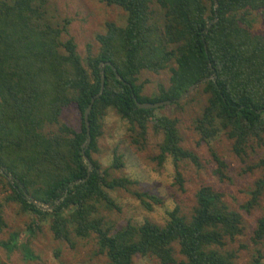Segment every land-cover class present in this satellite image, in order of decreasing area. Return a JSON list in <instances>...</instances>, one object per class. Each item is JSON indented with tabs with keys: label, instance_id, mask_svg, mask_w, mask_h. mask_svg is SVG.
<instances>
[{
	"label": "trees",
	"instance_id": "1",
	"mask_svg": "<svg viewBox=\"0 0 264 264\" xmlns=\"http://www.w3.org/2000/svg\"><path fill=\"white\" fill-rule=\"evenodd\" d=\"M103 2L122 9L123 21L106 22V31L97 35L98 52L89 45L82 57L73 38H62L66 25L61 28L48 21V0H0V168L5 170L0 178L9 189L0 201V230L7 227L3 207L8 203L32 216L27 228L13 231L4 246L22 248L33 259L29 239L48 225L53 238L62 243L74 245V238L94 236L97 253L106 255L109 264H134L139 254L161 264H237L240 249L231 245L247 227L223 191L204 184L189 215L176 206L167 212L163 225L146 220L115 229L101 212L119 209L110 191H128L151 210L164 201L140 190L137 180L113 175L126 164L118 149L108 167L95 155L101 153L105 116L115 109L140 148L145 147L150 128L162 135L156 157L160 163L171 158L178 168L190 159L203 168L198 156L183 146L179 119L163 113L170 107L182 108L175 99L197 82H201L197 90L202 88L208 97L194 126L202 140L211 141L224 132L241 157L264 148V0ZM158 11L161 23L153 18ZM102 62L111 65L104 67V92L93 103L91 142L84 147L88 137L84 115L101 90ZM167 69L169 84L160 85L156 95H144L140 74ZM166 100L173 102L154 109L137 106ZM71 105L80 114L79 128L60 121ZM84 154L92 162L91 171ZM216 158L220 164L216 172L223 176L225 162ZM255 168H264V158L250 170ZM176 180L183 187L179 170ZM263 198L264 173L255 180L242 209L251 212ZM250 239L256 246L264 244V214ZM176 246L182 259L176 257ZM244 264H264V251L257 249Z\"/></svg>",
	"mask_w": 264,
	"mask_h": 264
},
{
	"label": "rangeland",
	"instance_id": "2",
	"mask_svg": "<svg viewBox=\"0 0 264 264\" xmlns=\"http://www.w3.org/2000/svg\"><path fill=\"white\" fill-rule=\"evenodd\" d=\"M125 13L117 6H109L103 0H48V21L53 25L63 27L64 40L73 38L79 54L86 57L88 46L93 52H98L99 42L97 35L106 31V22L122 23ZM162 14L158 11L154 20L161 23ZM66 23V24H65ZM170 73L167 70L159 74L144 70L138 79L142 84L143 94L153 96L159 92L160 85L169 84ZM207 94L202 88L190 94L185 100L178 102L182 108H167L165 114H172L179 119L180 132L185 149L193 152L199 158L203 168L190 159L180 163L175 168L171 158L160 163L156 158L159 154L162 135L149 129L148 140L144 148L133 143L127 133V122L121 118L115 109H110L104 120V133L100 138L101 153L95 155L103 167H108L115 149L125 155V166L113 172L114 176H126L138 181V188L151 194L159 195L163 199L162 205L152 210L145 207L133 194L123 189L110 191L116 200L119 209L101 210L102 215L110 226L115 229L125 226L128 222L142 224L146 220L156 224H165L167 212L180 206L186 215L191 213L196 203L195 194L204 184H209L225 194V201L232 209L240 211L243 215L246 232L235 244L240 249L237 264L247 263L257 253V249L264 251V244L256 246L250 239L257 220L264 214V198L259 206L251 212L242 209L249 199V191L255 180L264 173V168H254L264 158V148L250 152L248 156H238L233 150L234 140L226 133H221L211 141L202 140L195 129L196 119L201 115L207 103ZM62 123L80 127V114L75 105L66 108L60 118ZM57 125L51 126L55 129ZM225 162L223 176L217 174L220 164L217 158ZM179 170L183 177V187L176 180ZM0 178V201L9 193V189ZM7 227L0 230V259L4 264H109L106 255L97 253V244L94 236L87 239L74 238V245L56 241L48 225L43 232L29 239L28 247L34 253L33 259L25 256V250L16 248L9 250L3 241L10 238L13 231H23L31 223L32 216L20 212L14 203L3 207ZM59 254V256L57 255ZM176 257L182 259L179 247L176 246ZM134 264H161L154 257L136 255Z\"/></svg>",
	"mask_w": 264,
	"mask_h": 264
},
{
	"label": "water",
	"instance_id": "3",
	"mask_svg": "<svg viewBox=\"0 0 264 264\" xmlns=\"http://www.w3.org/2000/svg\"><path fill=\"white\" fill-rule=\"evenodd\" d=\"M213 23V22H212ZM212 23H209L208 26L210 27ZM106 65H111L110 62H102L100 64V67L102 68L101 70V73H102V85H101V90L98 94H96L92 100H91V103L89 104V106L87 107L86 109V112H85V115H84V118H85V122H86V125H87V128H88V137L85 141V143L83 144L84 147H86L90 142H91V136H90V121H89V114L92 110V107H93V103L95 102V100L100 97L103 92H104V87H105V70H104V67ZM115 69V67H114ZM117 75V78L120 79V80H123V78L119 75V73L116 74ZM212 79H214L215 77L212 76L210 77ZM209 77L203 79L204 81H207L208 79H210ZM201 84V82H197L196 84H194L189 91H187L185 94H183L181 97L175 99V102H181L183 100H185L190 94H192L196 88ZM172 100H166V101H160V102H156V103H149V102H137V106L139 108H144V109H154V108H160L162 106H165V105H170L172 104ZM83 152L85 153V151L83 150ZM84 157H85V160L87 161L88 165H89V171H91L92 169V162L91 160L89 159V157L84 154ZM0 171L1 172H4L5 170L3 168H0ZM9 178H11V176H8ZM87 180V179H85ZM79 181H76L75 183H79ZM74 185V184H71V186ZM28 196V194H26ZM29 197V196H28ZM32 202H34L36 205H38L40 208L42 209H50V207H45L43 205H41V203H38L36 202L35 200L31 199Z\"/></svg>",
	"mask_w": 264,
	"mask_h": 264
},
{
	"label": "bare ground",
	"instance_id": "4",
	"mask_svg": "<svg viewBox=\"0 0 264 264\" xmlns=\"http://www.w3.org/2000/svg\"><path fill=\"white\" fill-rule=\"evenodd\" d=\"M10 5V4H9Z\"/></svg>",
	"mask_w": 264,
	"mask_h": 264
}]
</instances>
